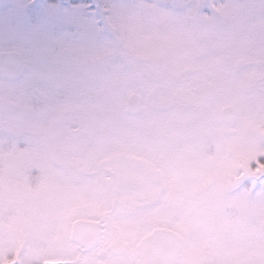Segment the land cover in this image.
<instances>
[{
  "label": "snow or ice",
  "instance_id": "6c2138e0",
  "mask_svg": "<svg viewBox=\"0 0 264 264\" xmlns=\"http://www.w3.org/2000/svg\"><path fill=\"white\" fill-rule=\"evenodd\" d=\"M0 264H264V0H0Z\"/></svg>",
  "mask_w": 264,
  "mask_h": 264
}]
</instances>
